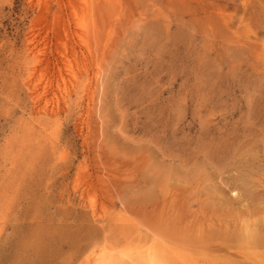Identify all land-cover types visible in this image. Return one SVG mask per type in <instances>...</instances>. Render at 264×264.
<instances>
[{
  "label": "rangeland",
  "instance_id": "374dc122",
  "mask_svg": "<svg viewBox=\"0 0 264 264\" xmlns=\"http://www.w3.org/2000/svg\"><path fill=\"white\" fill-rule=\"evenodd\" d=\"M144 239L264 264V0H0V264Z\"/></svg>",
  "mask_w": 264,
  "mask_h": 264
},
{
  "label": "bare ground",
  "instance_id": "6f19581e",
  "mask_svg": "<svg viewBox=\"0 0 264 264\" xmlns=\"http://www.w3.org/2000/svg\"><path fill=\"white\" fill-rule=\"evenodd\" d=\"M31 70L29 71V74ZM32 87H33V91L35 90L37 91L35 83L34 85H32ZM42 108H44V111H45L46 106ZM248 234L251 236H254L256 232L254 230H251L248 232ZM151 238L154 240L153 237ZM150 241H147L146 239H144L143 241H139L127 247H123V248H121L120 246H119L120 248L115 247L113 248L114 250H110L106 247H102L96 252L95 257L93 259V264H113V261L116 264H130V263H133V264H169L168 261L170 259L177 260L176 262L178 264H186V262L183 261L182 256L179 253L170 251L166 247V245L158 243V242H154L155 240L152 242ZM91 252H93V250ZM115 256H117L118 258H116ZM116 259L117 261H115Z\"/></svg>",
  "mask_w": 264,
  "mask_h": 264
}]
</instances>
